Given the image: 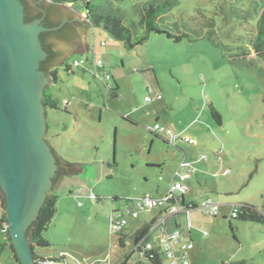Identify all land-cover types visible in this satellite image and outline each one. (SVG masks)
<instances>
[{"label":"rangeland","instance_id":"1","mask_svg":"<svg viewBox=\"0 0 264 264\" xmlns=\"http://www.w3.org/2000/svg\"><path fill=\"white\" fill-rule=\"evenodd\" d=\"M261 1L91 0L100 13L120 14L134 42L147 35L140 25L146 8L170 5L157 27L172 38L152 33L132 51L90 25L82 3L61 6L88 27V52L56 64L50 92L59 110H48V137L58 156L83 174L54 187L57 214L44 233L52 248H37L38 255L56 264H123L128 250L111 233L112 211L147 194L166 196L185 152L189 159L207 157L195 166L200 173L186 202L219 205L217 217L191 215L192 264H264V225L229 218L241 205L264 215V63L251 50L257 18L246 20ZM155 125L196 145H170L153 132ZM157 214L137 213L130 229ZM0 264L18 263L6 249Z\"/></svg>","mask_w":264,"mask_h":264},{"label":"water","instance_id":"2","mask_svg":"<svg viewBox=\"0 0 264 264\" xmlns=\"http://www.w3.org/2000/svg\"><path fill=\"white\" fill-rule=\"evenodd\" d=\"M62 11L64 17L75 18ZM78 22L76 39L83 47L69 52L70 44L56 40L61 55L88 52V27ZM63 25L49 28L42 20L28 22L22 0H0V190L19 264H35L27 232L53 193L59 170L58 158L47 141L48 109L44 98L49 77L41 67L48 53L41 36L56 32ZM81 174L73 166L64 178Z\"/></svg>","mask_w":264,"mask_h":264},{"label":"built area","instance_id":"3","mask_svg":"<svg viewBox=\"0 0 264 264\" xmlns=\"http://www.w3.org/2000/svg\"><path fill=\"white\" fill-rule=\"evenodd\" d=\"M81 63H75L74 67H80ZM103 63L99 60L95 63V68L100 69ZM162 98L159 96L158 100ZM148 103L153 99L147 98ZM69 103L66 102V106ZM153 132L163 135L167 143L176 146L178 143L195 145L191 138L175 137L169 129L155 125ZM202 159H206L202 156ZM197 172V169L184 158L178 170L174 173L171 190L163 198H156L150 194L132 201H127L122 209H115L111 215V233L120 240H126L125 248L128 253L125 261L127 264H154L153 259L158 264H191L190 251L193 248L191 242L183 241L182 231L177 228L176 219L180 215H188L193 210H199L204 214L217 216L219 205L211 200H205L200 205L185 202V194L190 190L189 180ZM134 205L132 208L131 205ZM239 206L232 209L231 218L236 217ZM157 211L156 218L150 222H139L130 229L131 221L136 219L139 212ZM5 209L0 199V222L3 221ZM147 227V228H146ZM173 228V229H172ZM188 228L191 224L188 223ZM145 229V231H144ZM8 231L7 225L4 232ZM128 259V260H127ZM37 264H56L52 258L42 257L37 259Z\"/></svg>","mask_w":264,"mask_h":264},{"label":"trees","instance_id":"4","mask_svg":"<svg viewBox=\"0 0 264 264\" xmlns=\"http://www.w3.org/2000/svg\"><path fill=\"white\" fill-rule=\"evenodd\" d=\"M51 4L56 6H67V5H74L76 3H82L84 9L86 11L87 19L90 25L93 27L101 28L105 30L114 40L121 42L124 44L125 48L129 51L134 50L137 46L142 45L145 43L150 34L155 33L159 35H166L168 38H172V35L165 30H161L157 27L158 20L161 19L163 15L168 12L170 8L169 4H151L146 8L145 13L143 14L140 25L144 29L145 35L144 37L140 38L136 42H134V32L131 28L127 27L123 23V18L120 14H103L96 10L95 7L91 5V0H49ZM262 6H259L253 12H249L246 20L250 22L251 20L257 18V29L253 28L251 31L255 34L254 40L251 42L252 51L256 54L257 58L262 60L264 63V0L260 2ZM39 14L37 17H39ZM26 17V21L32 22L36 19ZM46 27L53 28L52 24H47ZM48 34L51 33H44L41 36L42 43L43 40ZM54 34V33H52ZM59 36V32L55 33ZM176 41H180V37L176 38ZM47 51H51L50 48H46ZM65 71L69 74L73 73L72 66L67 65L65 67ZM58 75L59 72L56 70L54 73L51 74L52 77V84H56L58 82ZM51 88L46 91L45 98H44V105L48 110H59V101L56 100L52 93L50 92ZM118 91V87L116 88ZM212 116L216 120V122L221 125L222 117L221 115L212 108ZM166 143L167 141L165 138H162ZM54 152L57 154L56 150ZM64 164L67 167L65 173H61L57 175L56 183L58 184L60 180H62L65 176L72 172L73 164L63 160L61 157L58 156V165ZM58 174V173H57ZM0 199L2 202V206L5 209V199L0 190ZM57 203H58V196L56 194H51L47 198V201L43 208L40 211V214L37 220L30 226L28 229L27 235L29 239V244L32 249L35 264H37V259L42 258L36 253L37 248H44V249H51L52 245L45 239L44 233L48 231L50 224L52 223L53 219L57 214ZM232 219H236L242 222H250L255 224L264 225V215L259 212L255 207L249 205H241L238 208V212L236 213V217H232ZM7 225L6 214H4L3 221L0 222V235L5 236V242L0 243V257L4 253L6 249H9L11 253L14 255V259L19 264L17 257L14 253L12 248V244L9 237V232H4V228ZM147 228V227H146ZM145 231V229H144ZM123 249V247H121ZM128 260V259H127ZM154 264H158V261L155 259L152 260ZM123 264H127V261Z\"/></svg>","mask_w":264,"mask_h":264},{"label":"flooded vegetation","instance_id":"5","mask_svg":"<svg viewBox=\"0 0 264 264\" xmlns=\"http://www.w3.org/2000/svg\"><path fill=\"white\" fill-rule=\"evenodd\" d=\"M22 1L26 8V17L36 18V16L41 14L35 20H42L45 26L48 23L52 24L55 27H58L61 24H64L61 29H59L56 32H50L51 34H48V36H46L43 40V45H44L45 50L46 48H50L51 50V51L46 50V52L48 53V57L41 67V70L44 71L49 77V83L47 86V90H49L51 86L53 85L51 74L57 70L58 66L56 65V63L58 59H60L59 60L60 63L63 64L67 56V54L61 55L60 51L57 50L56 40H61L65 43L70 44L71 48L69 52L71 50H75V49L77 50L78 48L83 47L82 43H80L76 39L79 34L77 31V25H79L80 22H78V20L75 18L64 17L61 6H56L54 4H51V2H49L48 0H22ZM58 32L60 33L59 36L55 34ZM67 32L70 33L69 36L64 35ZM48 134H47V141L50 144V146H52L51 141L49 140ZM58 166H59V170H58L57 175L66 172L67 167H65L64 164H59ZM55 185H56V181L54 182V187Z\"/></svg>","mask_w":264,"mask_h":264},{"label":"crops","instance_id":"6","mask_svg":"<svg viewBox=\"0 0 264 264\" xmlns=\"http://www.w3.org/2000/svg\"><path fill=\"white\" fill-rule=\"evenodd\" d=\"M86 38V37H85ZM86 40V39H85ZM221 125H222V122H221ZM170 130V129H169ZM171 132H172V130H170ZM172 134H173V132H172ZM175 137H180L179 135H176V134H173ZM188 145H190V144H188ZM196 145V144H195ZM195 145H190V146H195ZM183 153V157H182V159H181V161L185 158L186 159V161L187 162H189V163H191L194 167L197 165V164H200V163H203V162H206V160H207V157H206V159H202V156L201 157H199V158H197V157H192V159H189L188 158V156H187V154L185 153V152H182ZM57 156H58V153H57ZM218 159H220V157H218ZM64 160V159H63ZM178 168H179V166H178ZM178 168H177V170H178ZM196 168V167H195ZM177 170H175L174 172H172L171 174H172V181H173V177H174V173L177 171ZM199 171L197 170V172L192 176V178L189 180V182H188V185H189V183L191 182V181H193L194 180V178L197 176V173H198ZM200 173V172H199ZM184 199H185V197H184ZM185 202H186V200H185ZM201 212V211H198V210H193V211H191L188 215L186 214H184V215H180L177 219H176V222H177V228H179L181 231H182V237H183V241H187V242H191L192 243V245H193V248L191 249V251H190V255H189V258H190V263L192 264V261H191V257L193 256V254H194V252H195V250H196V244H195V242H194V238H193V230H192V223H191V215H192V213H194V212ZM230 211H231V209H230ZM201 213H203V212H201ZM204 214V213H203ZM207 215V214H206ZM227 215H230V212H229V214H225L224 216H223V218L224 219H226L227 218ZM217 217V216H216ZM215 217V218H216ZM229 218L230 219H232L231 218V215L229 216ZM188 223H190L191 224V228L189 229L188 228ZM205 236V235H204ZM123 240H120V242H119V248L120 249H122L121 248V244L123 243L122 242ZM253 247H256L255 249H259L260 247L262 248L263 247V245H259V244H254V245H252ZM260 248V249H261ZM123 249H125V248H123ZM198 249L199 250H201L200 249V246H198ZM262 251H264V248H263V250ZM260 252V251H259ZM40 256V255H39ZM127 256H128V253H127ZM126 256V257H127ZM41 257H43V256H41ZM126 259V258H125Z\"/></svg>","mask_w":264,"mask_h":264}]
</instances>
